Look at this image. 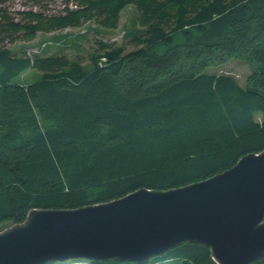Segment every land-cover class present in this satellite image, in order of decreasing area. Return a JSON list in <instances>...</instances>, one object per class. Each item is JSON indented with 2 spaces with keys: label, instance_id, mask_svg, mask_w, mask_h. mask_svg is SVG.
Wrapping results in <instances>:
<instances>
[{
  "label": "trees",
  "instance_id": "16d2710c",
  "mask_svg": "<svg viewBox=\"0 0 264 264\" xmlns=\"http://www.w3.org/2000/svg\"><path fill=\"white\" fill-rule=\"evenodd\" d=\"M9 2L0 0V226L34 209L182 188L264 150V0H66L59 13L18 18ZM127 5V52L95 40L84 64L42 53L45 41L36 52L5 46L89 22L114 30ZM231 58L249 69L244 85L203 72ZM29 69L37 80L14 82ZM208 249L184 242L142 262L43 264H216Z\"/></svg>",
  "mask_w": 264,
  "mask_h": 264
},
{
  "label": "water",
  "instance_id": "95a60500",
  "mask_svg": "<svg viewBox=\"0 0 264 264\" xmlns=\"http://www.w3.org/2000/svg\"><path fill=\"white\" fill-rule=\"evenodd\" d=\"M184 242L208 247L216 264L264 256V150L182 188L137 189L79 209H34L0 230V264L142 262Z\"/></svg>",
  "mask_w": 264,
  "mask_h": 264
},
{
  "label": "rangeland",
  "instance_id": "374dc122",
  "mask_svg": "<svg viewBox=\"0 0 264 264\" xmlns=\"http://www.w3.org/2000/svg\"><path fill=\"white\" fill-rule=\"evenodd\" d=\"M66 0H41L38 6H34L33 3L28 0H13V2L7 3L6 10L12 15L13 18H18V11H26V9H32L33 11H44L45 14L51 15L59 13L62 7L65 5ZM136 10L127 5L121 12L119 22L114 30L107 31L99 29L94 26L93 22L86 23L76 29L66 28L63 31H55L52 34H39L35 40L31 42L21 43V41H15L13 44L6 42L5 46H8L12 50H17L20 47L25 48L27 52H36L39 50V45L42 42H46L47 47L42 50V53L47 55L59 54L65 55L67 58L74 59L75 57H81L84 64L88 63L87 55L95 48V40L113 43L124 46V51L127 52L130 49H134L133 45L128 40H123V33L128 28H134L136 25L135 17ZM82 31L84 33H82ZM59 44H54V42ZM62 42V43H61ZM51 43V44H49ZM204 73L209 75L220 74L224 76H232L239 85H244L246 82L249 69L242 61L229 59L223 65H216L214 67L206 68ZM40 74L34 69H29L25 73L20 74L14 79V82L28 83L29 81L37 80ZM9 226H0V230H4ZM43 245V243H42ZM41 250H46V246H41ZM36 249V248H35ZM39 249V248H38ZM36 251V250H35ZM73 262V260H70Z\"/></svg>",
  "mask_w": 264,
  "mask_h": 264
}]
</instances>
